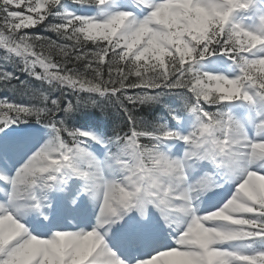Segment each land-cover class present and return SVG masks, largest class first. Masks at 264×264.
<instances>
[{
    "label": "snow or ice",
    "instance_id": "snow-or-ice-1",
    "mask_svg": "<svg viewBox=\"0 0 264 264\" xmlns=\"http://www.w3.org/2000/svg\"><path fill=\"white\" fill-rule=\"evenodd\" d=\"M72 3L112 10L98 19L64 0H0V48L13 68L0 65V90H15L17 72L48 86L32 92L39 104L0 99V264H264V250L231 247L264 244V0ZM253 8L255 29L239 19ZM37 25L64 43L21 31ZM166 95L180 106L139 115ZM237 105L256 110L251 130ZM91 108L116 116L110 135L68 125ZM33 120L47 139L19 128ZM204 164L214 171L192 180ZM221 181L234 193L197 215L195 202ZM82 194L99 207L90 230L80 227Z\"/></svg>",
    "mask_w": 264,
    "mask_h": 264
},
{
    "label": "trees",
    "instance_id": "trees-1",
    "mask_svg": "<svg viewBox=\"0 0 264 264\" xmlns=\"http://www.w3.org/2000/svg\"><path fill=\"white\" fill-rule=\"evenodd\" d=\"M43 26V25H42ZM42 29H45L44 26L42 27ZM29 29H26L25 32H28ZM81 39H83V37H81ZM57 43H61L60 41H57ZM87 44V46H93V42L91 41H87L85 42ZM45 54H47V50H45ZM53 58L56 60V61H60L61 60V57L56 54L55 51H53Z\"/></svg>",
    "mask_w": 264,
    "mask_h": 264
},
{
    "label": "bare ground",
    "instance_id": "bare-ground-1",
    "mask_svg": "<svg viewBox=\"0 0 264 264\" xmlns=\"http://www.w3.org/2000/svg\"><path fill=\"white\" fill-rule=\"evenodd\" d=\"M88 47V49L90 50L93 46H87ZM108 112H109V110H108ZM100 115L106 120V121H109L110 120V116H109V114L106 116V115H104L101 111H100Z\"/></svg>",
    "mask_w": 264,
    "mask_h": 264
}]
</instances>
